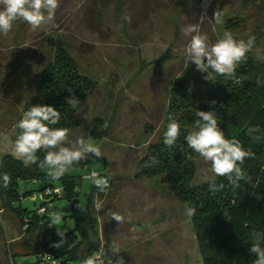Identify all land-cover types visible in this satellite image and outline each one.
<instances>
[{"label":"rangeland","instance_id":"obj_1","mask_svg":"<svg viewBox=\"0 0 264 264\" xmlns=\"http://www.w3.org/2000/svg\"><path fill=\"white\" fill-rule=\"evenodd\" d=\"M216 10L221 13L219 23L213 20ZM195 23L210 43L225 31L237 40L254 36L255 45L240 64L264 55V0H208L206 7L204 0H59L54 18L39 29L33 31L17 20L8 34H0V160L5 154L17 158V124L35 105L43 67L59 48L65 49L79 73L96 84L78 111L79 126L69 130V140L82 136L102 152L89 170L74 171L80 176L77 200L86 206L92 182L85 177L90 172L109 178L106 194L92 195L90 210L99 245L115 257L108 245L116 241L121 252L115 258L122 257L127 264H203V257L212 253L211 240L197 241L186 203L167 190L160 176L138 175L148 145L159 140L169 123L171 88L182 82L184 94L197 105L215 82L210 69L211 80H206V73L184 63L190 37L183 29ZM95 118L103 121L100 139L89 135ZM188 128L192 131L195 125ZM194 166L192 184L216 178L198 154ZM43 186V181L19 182L20 191L36 195V204ZM50 203L54 215L62 217L59 227L66 237L62 249L67 251L79 239L68 216L69 203L65 199ZM21 206L30 209L32 203L25 200ZM112 212L125 216V222L118 225ZM34 236L21 231L13 212L0 210V264H10L9 254L19 262L30 260L23 253L40 243ZM86 237L94 241L91 233ZM86 254L87 247L82 246L73 263L81 264Z\"/></svg>","mask_w":264,"mask_h":264},{"label":"trees","instance_id":"obj_2","mask_svg":"<svg viewBox=\"0 0 264 264\" xmlns=\"http://www.w3.org/2000/svg\"><path fill=\"white\" fill-rule=\"evenodd\" d=\"M236 77L241 83H234L232 79L216 74L214 84L207 90L204 100L197 105L192 104L184 94L182 82L171 88L166 117L168 121L175 119L180 124L181 134L176 144L169 148L163 142L165 129L157 142L148 145L140 159L142 167L138 175L160 176L162 184L176 199L186 203L188 209L195 210L190 219L197 241L200 244L212 241V253L203 257V264L254 263L256 258L249 252L254 242L252 237L256 232H264V84L257 83L258 80L264 81V62L249 58L239 64ZM69 88L79 98V104L75 108L66 103V97L71 94ZM95 89V82L81 75L72 57L65 49L59 48L54 60L45 65L40 73L35 88V105L55 107L61 114V120L55 127L73 130L79 126L78 111ZM211 101H215V104H211ZM198 111L215 112L225 137L238 139L245 149L255 153V157L246 159L242 166L251 177V182L241 181L240 187L234 188L227 177H216V191L211 189L212 179L192 184L197 153L188 147L185 137L190 132L188 127L195 125L199 119L196 115ZM102 122L100 118L93 119V126L89 131L92 138L103 137L104 132L98 130ZM252 126H258L259 131L250 136L248 129ZM255 136H260L261 139L257 141ZM45 154L42 149L37 156L42 160ZM99 158L89 154L56 181H50L46 173L36 165L26 167L11 154H5L1 158L0 210L13 212L23 233H33L35 238L41 239L32 251L23 253L30 255V260L19 262L9 254L10 264H41L42 261L47 264V260H43L38 254L53 255L61 264H74L73 260L78 258V250L82 246L87 247V256L102 249L106 252L104 246L97 242L98 230L90 210V199L99 190L92 184V191L82 210L77 200L80 176L74 172L89 170L91 164ZM5 173L10 178L7 187L2 179ZM100 175L109 180L106 175ZM21 180L44 182L40 189V204H36V195L31 191H20ZM220 185L223 187L220 188ZM54 199L68 201V216L73 220L74 231L79 237L78 242L67 251L62 246L54 247L55 249L48 247L51 242L55 244L61 239L54 225L49 226L54 216V207L50 201ZM25 200L32 203L30 209L21 206ZM40 208H44V211L38 212ZM88 233L93 235L94 241L91 243L86 237ZM106 256L110 255L107 253Z\"/></svg>","mask_w":264,"mask_h":264},{"label":"clouds","instance_id":"obj_3","mask_svg":"<svg viewBox=\"0 0 264 264\" xmlns=\"http://www.w3.org/2000/svg\"><path fill=\"white\" fill-rule=\"evenodd\" d=\"M208 0H204L205 7ZM0 34H8L14 22L22 20L26 22L31 30L35 31L47 21L54 18L55 12L59 7V0H0ZM213 20L217 23L221 20V13L216 10ZM185 36L190 40L184 50V63L186 66L193 63L201 73H206L204 79L211 80L209 69L218 76L232 79L234 83H241L236 77V69L239 64L246 59L247 53L255 45V37L249 36L247 40H237L231 32L225 31L215 42L210 43L207 33L200 30L199 23L189 24L183 29ZM257 59L264 62V55H258ZM264 84V81H257ZM71 93L66 97L67 105L75 108L79 104V98L75 96L71 88ZM191 91V89H189ZM215 104V101H211ZM194 130L190 131L185 140L190 149L197 153L203 160L210 164L211 171L215 177H227L229 183L234 188L240 187V182H251V177L243 169L246 159L255 157V153L250 149H245L241 142L236 138L228 139L219 127V123L213 111H198ZM61 120L60 112L53 106L34 105L28 108L17 127L20 134L15 140L14 152L18 159L27 166L36 165L46 173L50 181L61 179L70 168L87 158L89 154L99 158L102 157L100 148L93 143L85 140L84 137H77L76 140H69V129L66 127H55ZM259 131L258 126L248 129L249 135ZM181 134V126L175 119H170L166 126L163 136L165 146L173 147ZM257 141L260 136L254 137ZM45 150L44 158H38L37 153ZM3 184L7 187L9 176L5 173L2 177ZM85 179H88L101 192L106 194L109 181L98 172L93 171ZM211 189L218 190L214 178L211 180ZM220 188L223 185L219 186ZM81 207V206H80ZM99 211V205L96 206ZM83 210V207H81ZM194 209H188V215L194 213ZM111 219L121 225L126 217L118 212L111 213ZM130 220V217L127 218ZM62 217L57 214L51 218L49 226H56L57 234L61 237L54 247H61L66 243L65 233L61 230ZM253 243L249 248L251 255L255 256L254 264H264V232L253 234ZM108 248L117 257L121 252L120 246L116 241H112ZM107 253L102 249L85 257L81 264H113L112 260L106 262ZM114 264H125L122 257L116 258Z\"/></svg>","mask_w":264,"mask_h":264},{"label":"built area","instance_id":"obj_4","mask_svg":"<svg viewBox=\"0 0 264 264\" xmlns=\"http://www.w3.org/2000/svg\"><path fill=\"white\" fill-rule=\"evenodd\" d=\"M91 174V172L87 175V176H89ZM105 177V176H104ZM109 181V180H108ZM56 191H58V190H56ZM42 211H44V208H40L39 210H38V212H42ZM54 243L53 242H51L49 245H48V247L49 248H51V249H53L54 248ZM56 248V247H55ZM54 248V249H55ZM39 255V257H41L43 260H47V264H61L60 263V261L59 260H55V258H53V255H51V256H46V254H38ZM105 258V260H106V262L108 261V260H112L113 261V264H114V259H112L110 256H105L104 257ZM41 264H45V262H41ZM68 264H72L71 262H69Z\"/></svg>","mask_w":264,"mask_h":264}]
</instances>
